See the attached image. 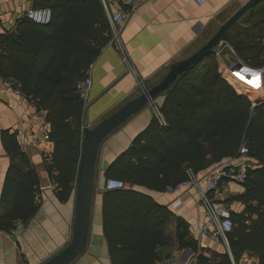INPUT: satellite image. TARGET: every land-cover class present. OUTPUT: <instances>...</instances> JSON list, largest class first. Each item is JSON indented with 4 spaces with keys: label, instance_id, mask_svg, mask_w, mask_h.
Returning a JSON list of instances; mask_svg holds the SVG:
<instances>
[{
    "label": "trees",
    "instance_id": "obj_1",
    "mask_svg": "<svg viewBox=\"0 0 264 264\" xmlns=\"http://www.w3.org/2000/svg\"><path fill=\"white\" fill-rule=\"evenodd\" d=\"M33 1L35 8L51 10V20L41 25L24 17L14 31L0 36V74L15 79L18 89L46 112L54 143L47 169L57 198L66 201L74 189L85 109L75 85L111 40L112 29L103 0ZM263 3L249 11L253 15L258 9L259 15L247 23L249 30L240 31L236 24L223 39L254 67L264 66ZM256 93L230 76L213 51L164 92L158 107L164 123L154 116L104 171L106 178L126 184L103 194V229L112 264H155L156 245L167 243L163 228L170 214L145 191L165 192L189 172L236 157L243 142L253 166L242 184L244 192L236 196L245 210L231 214L227 239L235 262L248 252L264 264V100L256 104ZM1 139L8 152L17 153L14 134L4 131ZM38 184L36 171L10 167L0 201L6 211L0 231L12 232L16 221L36 212L39 205L32 195ZM177 229L179 246L195 248L182 222Z\"/></svg>",
    "mask_w": 264,
    "mask_h": 264
},
{
    "label": "crops",
    "instance_id": "obj_2",
    "mask_svg": "<svg viewBox=\"0 0 264 264\" xmlns=\"http://www.w3.org/2000/svg\"><path fill=\"white\" fill-rule=\"evenodd\" d=\"M118 1L103 0L107 14L121 8L129 16L119 38L114 40L112 35L86 72L92 86L84 109L83 126H93L109 111L136 96L141 91V84L150 87L158 83L170 64L200 48L248 0H203V3L197 0H138L134 11L130 12ZM260 7L264 8V3ZM31 8H35L33 0H0V36L14 31ZM255 13L247 12L237 24L249 29L247 23L256 19ZM0 53L3 54L1 49ZM163 97L164 93L132 115L100 144L88 241L84 252L71 264H112L103 229L104 171L154 116L158 118L156 110ZM4 131L15 135L17 153L6 150L1 139ZM49 132L46 112L39 110L35 102L18 89L15 79L0 74V201L10 167L16 166L24 172L34 170L39 177L38 187L32 195L38 209L26 221H16L13 228L19 232L20 241L15 240L13 230L0 231V264H42L71 239L74 189L66 201L59 200L55 194L56 183L47 169L54 143L41 138ZM212 166L196 174L200 184L203 185L206 170ZM145 192L170 214L163 228L167 243L156 245L158 259L155 264L187 259H193L196 264H232L229 242L227 247L224 242L198 238V230L206 216L197 189L182 188L177 193L170 190ZM243 192L242 184L225 179L210 198L214 204L228 208L230 215L240 214L245 210V204L236 196ZM177 201L181 204L174 208ZM5 212L0 207V216ZM179 222L196 241L195 248L179 246ZM235 263L257 264V257L244 252Z\"/></svg>",
    "mask_w": 264,
    "mask_h": 264
},
{
    "label": "built area",
    "instance_id": "obj_3",
    "mask_svg": "<svg viewBox=\"0 0 264 264\" xmlns=\"http://www.w3.org/2000/svg\"><path fill=\"white\" fill-rule=\"evenodd\" d=\"M197 1L199 3H203V0ZM118 2L121 7L125 6L129 8L130 12L134 11L138 0H119ZM51 16V10L47 7L31 8L25 13L26 18L41 25L48 24L51 20ZM128 16L129 13L121 8L113 14H108L114 40L119 38L123 24L125 23ZM213 52L217 60L222 64L223 69L230 76H232L243 85L249 87L250 89L264 95V66L253 67L245 63L236 56L233 48L225 41L219 42L213 49ZM124 61H126V58L124 59ZM238 68H243L247 71L248 74H256L259 83L253 86H249L242 82L245 81L246 83H249L236 74V70ZM91 86L92 81L88 75L79 80L75 85L76 93L85 105ZM140 87L143 88L144 86L141 84ZM156 114L160 123L163 124V119L159 115V112L157 110ZM41 138L49 140V134L44 133ZM247 152L248 146L245 142H243L238 150V154L236 157L229 158L228 161L217 163L206 170L203 179V185L200 184L201 182L196 177V174L189 172L187 179L168 189V191L170 190L174 193L179 192L182 188L193 187L197 189L199 200L202 204V207L204 209L203 212L206 216V220L203 221L198 230L199 239L205 238L216 243L224 242L228 247L227 234L230 232L233 226L229 209L221 204H214L212 202V199L210 198V195L218 190L220 182L222 180L228 179L238 184H243L245 182L248 175V170L250 168ZM124 187H126V184L120 179L106 178L105 180L104 188L107 190L120 189ZM35 199L38 202L39 196L36 195ZM180 204L181 202L177 201L174 204V208L178 207ZM14 236L15 240L19 242V232L14 231ZM162 264H196V262L193 259H187L184 262H180L178 260H168L166 262H163ZM232 264H236L233 259Z\"/></svg>",
    "mask_w": 264,
    "mask_h": 264
},
{
    "label": "water",
    "instance_id": "obj_4",
    "mask_svg": "<svg viewBox=\"0 0 264 264\" xmlns=\"http://www.w3.org/2000/svg\"><path fill=\"white\" fill-rule=\"evenodd\" d=\"M263 0H248L196 51L184 59L168 66L158 83L141 88L140 93L123 102L118 108L89 127H82L80 157L74 185V210L72 236L61 250L42 264H71L80 256L87 245L91 224V212L95 191L97 157L102 141L132 115L153 102L182 75L199 63L225 36L240 18Z\"/></svg>",
    "mask_w": 264,
    "mask_h": 264
},
{
    "label": "bare ground",
    "instance_id": "obj_5",
    "mask_svg": "<svg viewBox=\"0 0 264 264\" xmlns=\"http://www.w3.org/2000/svg\"><path fill=\"white\" fill-rule=\"evenodd\" d=\"M236 74L240 77V78H243L245 79L247 82L249 83H246L245 81H242L244 82L245 84L249 85V86H253L255 84H258L259 81L257 80V76L256 74H248L246 70H244L243 68H238L236 70Z\"/></svg>",
    "mask_w": 264,
    "mask_h": 264
},
{
    "label": "rangeland",
    "instance_id": "obj_6",
    "mask_svg": "<svg viewBox=\"0 0 264 264\" xmlns=\"http://www.w3.org/2000/svg\"><path fill=\"white\" fill-rule=\"evenodd\" d=\"M257 13V12H256ZM255 13V14H256ZM257 16V15H256ZM264 16V15H263ZM259 17V15L256 17V18H258ZM255 19V18H254ZM239 26H240V31H243L245 28L243 27V26H241L240 24H239ZM247 30V29H246ZM249 30V29H248ZM238 34V33H237ZM240 34V33H239ZM253 100H255V102H256V104L257 103H260L261 101H263L264 100V97H263V95H260L259 93H256L255 94V97L253 98ZM255 106V105H254ZM253 107V106H252ZM154 110H155V108H154ZM112 111V110H111ZM111 111H109L107 114H105V115H108ZM206 148H207V151L209 152V147L206 145ZM251 166H253L252 165V162L250 161V167Z\"/></svg>",
    "mask_w": 264,
    "mask_h": 264
}]
</instances>
